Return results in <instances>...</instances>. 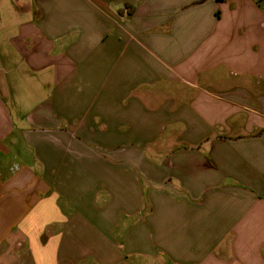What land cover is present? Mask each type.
<instances>
[{
	"label": "crops",
	"instance_id": "1",
	"mask_svg": "<svg viewBox=\"0 0 264 264\" xmlns=\"http://www.w3.org/2000/svg\"><path fill=\"white\" fill-rule=\"evenodd\" d=\"M13 5L0 264H264V0Z\"/></svg>",
	"mask_w": 264,
	"mask_h": 264
},
{
	"label": "rangeland",
	"instance_id": "2",
	"mask_svg": "<svg viewBox=\"0 0 264 264\" xmlns=\"http://www.w3.org/2000/svg\"><path fill=\"white\" fill-rule=\"evenodd\" d=\"M14 0H0V15H8L15 12ZM4 24H8V21H5Z\"/></svg>",
	"mask_w": 264,
	"mask_h": 264
},
{
	"label": "trees",
	"instance_id": "3",
	"mask_svg": "<svg viewBox=\"0 0 264 264\" xmlns=\"http://www.w3.org/2000/svg\"><path fill=\"white\" fill-rule=\"evenodd\" d=\"M217 1L218 2H224V1H227V0H217ZM259 3H261V2H259ZM129 7H131V6H129ZM130 10H131L130 14H132V12L134 11V7L132 6Z\"/></svg>",
	"mask_w": 264,
	"mask_h": 264
}]
</instances>
